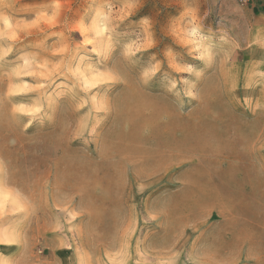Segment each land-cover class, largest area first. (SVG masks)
Here are the masks:
<instances>
[{
  "label": "rangeland",
  "instance_id": "374dc122",
  "mask_svg": "<svg viewBox=\"0 0 264 264\" xmlns=\"http://www.w3.org/2000/svg\"><path fill=\"white\" fill-rule=\"evenodd\" d=\"M0 264H264V0H0Z\"/></svg>",
  "mask_w": 264,
  "mask_h": 264
},
{
  "label": "clouds",
  "instance_id": "9594fccd",
  "mask_svg": "<svg viewBox=\"0 0 264 264\" xmlns=\"http://www.w3.org/2000/svg\"><path fill=\"white\" fill-rule=\"evenodd\" d=\"M86 43H91V41L89 40V41H86ZM98 82V81H97Z\"/></svg>",
  "mask_w": 264,
  "mask_h": 264
},
{
  "label": "built area",
  "instance_id": "2783aa9c",
  "mask_svg": "<svg viewBox=\"0 0 264 264\" xmlns=\"http://www.w3.org/2000/svg\"><path fill=\"white\" fill-rule=\"evenodd\" d=\"M242 1H246V0H242Z\"/></svg>",
  "mask_w": 264,
  "mask_h": 264
}]
</instances>
